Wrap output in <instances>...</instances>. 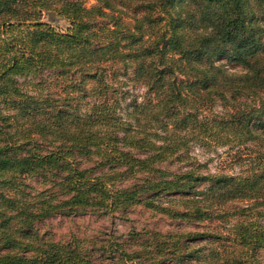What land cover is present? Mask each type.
I'll return each mask as SVG.
<instances>
[{
	"label": "trees",
	"instance_id": "1",
	"mask_svg": "<svg viewBox=\"0 0 264 264\" xmlns=\"http://www.w3.org/2000/svg\"><path fill=\"white\" fill-rule=\"evenodd\" d=\"M135 206L192 229L98 249L37 228ZM263 219L264 0H0V264H250Z\"/></svg>",
	"mask_w": 264,
	"mask_h": 264
},
{
	"label": "rangeland",
	"instance_id": "2",
	"mask_svg": "<svg viewBox=\"0 0 264 264\" xmlns=\"http://www.w3.org/2000/svg\"><path fill=\"white\" fill-rule=\"evenodd\" d=\"M52 24L61 30H65L68 25L67 21L62 19H56ZM141 92L142 89H136L134 94L137 95ZM215 110L221 111V107L217 105ZM225 149L218 148L208 151L206 148L195 145L191 152L198 160L206 162L210 170H221L229 174L243 172L254 162L253 155L245 153L241 156L238 154L234 156L232 155L233 152L232 154H225ZM169 166L173 169L178 168L176 164ZM37 228L53 240L63 241L77 237L84 240L88 245L99 249L101 246L111 248L113 241L122 242L126 248H130L134 242L137 244L143 239L151 238L155 231L165 233L191 230L192 226L154 213L141 206H135L126 212H115L113 214L56 215L39 222ZM166 263L172 264L169 261ZM250 264H264V254Z\"/></svg>",
	"mask_w": 264,
	"mask_h": 264
}]
</instances>
